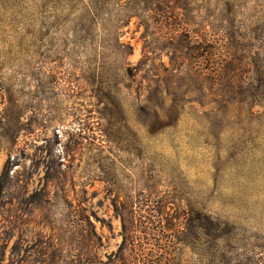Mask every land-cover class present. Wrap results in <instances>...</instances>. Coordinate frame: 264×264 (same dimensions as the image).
<instances>
[{"label": "rangeland", "instance_id": "rangeland-1", "mask_svg": "<svg viewBox=\"0 0 264 264\" xmlns=\"http://www.w3.org/2000/svg\"><path fill=\"white\" fill-rule=\"evenodd\" d=\"M6 164L0 264H120L114 202L146 186L174 264H264V0H0Z\"/></svg>", "mask_w": 264, "mask_h": 264}, {"label": "trees", "instance_id": "trees-1", "mask_svg": "<svg viewBox=\"0 0 264 264\" xmlns=\"http://www.w3.org/2000/svg\"><path fill=\"white\" fill-rule=\"evenodd\" d=\"M13 167L14 165L9 167L6 164L0 176V209L4 194L12 181L10 172ZM141 190V194L137 197H132L131 192L127 191L124 196L126 201L122 204L114 202L123 227V242L116 254V256L119 255L117 261L120 264H174L173 249L171 245H168V239L181 241V237L185 233L180 234L174 230L172 218L174 220L177 218L170 216L166 211L170 199L168 201L169 197L166 194H161L153 186H146ZM163 219L166 221L164 226L162 225ZM190 220L192 219H188V221ZM198 220L199 232L203 238H207V246L214 251L215 257L225 262L223 254L229 251L226 250L227 245L223 244L228 241L230 233H232L229 225L204 212L198 214ZM188 221L187 225H190ZM143 240L160 242V245L156 247L155 255L152 250L148 251L142 245L134 244Z\"/></svg>", "mask_w": 264, "mask_h": 264}]
</instances>
